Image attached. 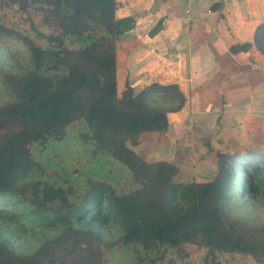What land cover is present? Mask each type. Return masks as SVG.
I'll use <instances>...</instances> for the list:
<instances>
[{
  "label": "trees",
  "instance_id": "16d2710c",
  "mask_svg": "<svg viewBox=\"0 0 264 264\" xmlns=\"http://www.w3.org/2000/svg\"><path fill=\"white\" fill-rule=\"evenodd\" d=\"M15 2L24 12L40 14L53 32L41 35L45 46L24 39L32 71L4 79L15 99L0 106V203L22 198L35 219L47 228L63 229L26 255L13 254L0 244V264H102L99 233L73 227L84 221L88 226L116 225L126 245L179 248L197 244L207 251L203 264H215L218 254L246 255L264 264V226L250 228L224 212L230 197L224 176L178 184L172 178L174 166L164 161L147 163L127 147V141L133 145L143 133L165 132L169 127L166 112L147 107V97L161 91L167 98L166 92L184 98L176 85L154 83L134 93L129 82L118 97L115 44L135 22L115 17L116 0ZM263 32L264 24L254 36L261 53ZM64 38L78 40L81 47H66ZM250 46L244 43L230 51L235 54ZM50 72L63 74L52 77L47 75ZM75 121L86 124L96 151L106 152L140 180L139 188L117 195L99 183H89L75 193L63 186L36 184L27 190L28 195L21 194L18 181L33 167L30 144L61 139ZM260 154L251 150L236 154L234 159L247 162L238 164L237 172L245 174L248 168L253 177L264 173ZM243 183L244 197L258 196L253 181ZM7 213L0 208V219L7 218ZM18 216L12 213L10 219Z\"/></svg>",
  "mask_w": 264,
  "mask_h": 264
},
{
  "label": "rangeland",
  "instance_id": "374dc122",
  "mask_svg": "<svg viewBox=\"0 0 264 264\" xmlns=\"http://www.w3.org/2000/svg\"><path fill=\"white\" fill-rule=\"evenodd\" d=\"M15 1H0V106L10 104L15 99L4 83L5 77L23 76L32 71L30 53L24 39L45 46L46 40L41 35L53 32L52 26L42 23L40 14L22 11ZM64 45L70 49L81 47L78 40L73 38H64ZM210 66L211 63L207 62V69ZM58 73L50 72L47 75L60 77L63 74ZM207 75L213 82L214 73L208 72ZM125 82H128L126 77L117 70L118 97H121L125 89ZM206 83L208 86L212 85L208 81ZM140 90L133 89L134 93ZM166 93L169 98L164 97L166 94L161 91L157 96L152 94L145 99V105L166 112L168 129L160 133H143L135 144L127 141V147L147 163L164 161L174 166L176 170L172 178L178 184L195 183L221 174L227 181L230 195L225 202L224 212L250 228H262L264 173L253 177L248 168L245 169V174L237 172L236 166L244 162L243 158H234L237 157L236 154L246 150L264 155V133L258 136L260 138H235L224 130L225 124L221 122L223 108L219 106V102L187 106L186 101L173 92ZM89 137L86 124L75 121L65 128L61 139L49 138L43 143H31L29 151L33 167L18 181L17 188L21 194L28 195L27 190L36 184L63 186L75 193L89 183H99L108 186L117 195L139 188L140 180L135 179L124 165L106 152L96 151L95 144ZM243 181H253L258 187V196L244 197ZM20 199L0 203V208L8 212L7 218L0 219V244L7 245L13 254L26 255L36 251L63 227L47 228L30 215L22 198ZM12 213L19 215L16 220L10 219ZM73 227L90 228L99 233L102 264H203L207 252L205 248L193 243L179 248L126 245L121 239V229L114 224L88 226L84 221ZM215 264L258 263L246 255L218 254Z\"/></svg>",
  "mask_w": 264,
  "mask_h": 264
},
{
  "label": "crops",
  "instance_id": "0c3cea01",
  "mask_svg": "<svg viewBox=\"0 0 264 264\" xmlns=\"http://www.w3.org/2000/svg\"><path fill=\"white\" fill-rule=\"evenodd\" d=\"M116 4V18L135 22L116 44L117 70L132 89L152 83L176 85L187 106L219 102L224 130L233 137L263 135L264 53L255 47L254 36L264 24V0H116ZM244 43L251 46L231 53L232 46ZM208 72L214 73L213 82Z\"/></svg>",
  "mask_w": 264,
  "mask_h": 264
}]
</instances>
